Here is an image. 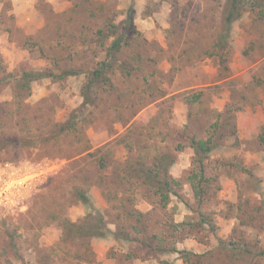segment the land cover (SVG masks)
Returning a JSON list of instances; mask_svg holds the SVG:
<instances>
[{
	"label": "rangeland",
	"instance_id": "374dc122",
	"mask_svg": "<svg viewBox=\"0 0 264 264\" xmlns=\"http://www.w3.org/2000/svg\"><path fill=\"white\" fill-rule=\"evenodd\" d=\"M241 1L224 45L228 0H0V264H264V0ZM193 137L218 143L204 175ZM79 189L105 236L76 231Z\"/></svg>",
	"mask_w": 264,
	"mask_h": 264
},
{
	"label": "trees",
	"instance_id": "16d2710c",
	"mask_svg": "<svg viewBox=\"0 0 264 264\" xmlns=\"http://www.w3.org/2000/svg\"><path fill=\"white\" fill-rule=\"evenodd\" d=\"M227 3H228V6H227V10H226L225 16H224L225 28H224V34L222 35V40H223L224 45L226 44V40L230 35V31L232 29L233 22L235 20H237L238 18H240L243 15V13L245 12V7H244L241 0H228ZM133 10H134V1L131 3V5L128 8L127 17L124 20V23L121 27V33L115 37L114 41L112 42L110 48L107 51V59L103 63V64H105V66H104L105 70L108 68V61L114 57V52L121 47L123 41L127 37H130L129 31L133 25V20H134L133 19ZM109 67H110V65H109ZM105 70L99 69V70H96V72L97 73H103ZM71 73H73V72L65 70L60 75H58V74H54V73H47V72H42V71L30 70V71L21 72L20 74L16 75L15 78L18 79L19 81H21V84H20L21 87H25V88L29 89V91H30L31 83L34 80L41 79L44 77H52L54 79L55 78H64L65 76H67ZM184 128L186 129L187 125H185ZM189 140H190V146L194 149V152L196 155V160L199 163L201 173L204 175V173L206 171V163L205 162H206V160L209 159L211 151L216 147V145L218 143L215 142L211 137L202 138V139H198V140L195 137H193V138H190ZM175 161H176V158L173 157L169 164H172ZM166 166H167V164H166ZM166 166H164V168H163L165 178L168 177V171H167L168 168ZM157 167H158V170H157L156 177H159L158 188H159V191L162 193V197H165V199L168 200L169 194H167L165 192L163 185L168 187L170 182L168 180H166L165 178L164 179L160 178L161 167H159L158 164H157ZM132 168H133V171L135 173L140 172V170H138L134 166ZM142 171H143L144 175L147 177V179L152 177L151 169L142 170ZM173 181L180 183V180L175 179V178H173ZM195 193H196V191H195ZM78 196L87 207L88 222L85 223L84 227L83 226L78 227L76 229V231L79 234L86 233L88 236H98V237L105 236L106 233L110 232L111 230L107 226L103 216L95 208L90 195L87 194L82 189H79L78 190ZM202 219L204 222H209V223L211 222V220L208 219L203 214H202ZM69 225L67 224L66 230H67V233L70 234L73 232L68 231V228H70ZM71 226L76 228L75 224H72ZM169 251L178 252V253H181L184 255L190 253L188 250H180L177 247L171 248ZM261 253L264 254V251H262Z\"/></svg>",
	"mask_w": 264,
	"mask_h": 264
},
{
	"label": "crops",
	"instance_id": "0c3cea01",
	"mask_svg": "<svg viewBox=\"0 0 264 264\" xmlns=\"http://www.w3.org/2000/svg\"><path fill=\"white\" fill-rule=\"evenodd\" d=\"M144 21H146V20H144ZM146 23L147 24H140V25L135 24V25H137V30L147 31L148 29H150V26H151L150 21L147 20ZM149 33L152 34V35H148V32H147L146 34L148 35V37H154L156 39L159 37L158 33L156 31H154L153 29L150 30ZM165 65L168 67V65H169L168 60L165 61ZM156 103H157V100L153 101V103H150L149 105H147L144 108L140 109L139 110V114L137 116L140 118L142 115H148L149 118H152L153 115H156V110L154 108ZM187 119H188L187 104L183 100H179V99L176 100L174 108H173V119H172L173 122L175 121L176 123L180 122V124H184V123L187 122ZM188 148L193 150V148L191 146L187 147L186 149H188ZM186 163L188 164L189 161L181 162L180 158L176 159V161L171 164V171L173 172V169L175 168V166H181L182 167V165L186 164Z\"/></svg>",
	"mask_w": 264,
	"mask_h": 264
}]
</instances>
